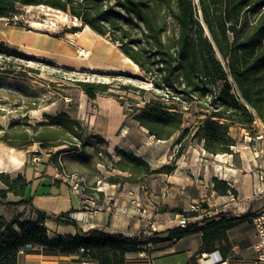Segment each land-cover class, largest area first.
<instances>
[{
  "label": "trees",
  "instance_id": "16d2710c",
  "mask_svg": "<svg viewBox=\"0 0 264 264\" xmlns=\"http://www.w3.org/2000/svg\"><path fill=\"white\" fill-rule=\"evenodd\" d=\"M37 5L64 11L116 43L152 86L165 93L164 96L154 92L152 97L142 99L143 104L132 110L131 117L155 139H169L177 133L172 141L178 145L175 156L188 134L178 105L168 103L175 98L187 102L200 100L191 137L202 140L205 151L212 154L231 152L235 143L229 133L231 125L250 132L254 120L264 123V0H198L200 16L193 0H0V17H10L17 6ZM5 47L0 43L1 52ZM75 84L92 100L99 93L107 92L111 82L76 80ZM119 87L144 91L132 84ZM22 120L26 116L11 119L7 128H2L0 143L25 150L29 159L45 152V163H52L56 168L60 153L69 148L52 149L67 144V135L83 141L91 137L90 134L83 136L81 122L65 112L44 113L42 120L28 124L30 130L20 128ZM33 143L40 150H29ZM114 151L117 159L112 160V168L128 175L110 177L111 182L136 183L147 175L169 174L175 169L173 162L152 167L142 156L122 147H115ZM0 181L6 186L0 189L2 198L7 191L23 196L30 182L24 174L10 176L3 172ZM212 182L218 194H235L225 180L213 177ZM31 201L29 196L5 203L16 205ZM201 209L205 210L206 206L202 204ZM33 210L35 218L15 216L6 220L0 215V264H18L20 253L32 250L78 254L87 264H128V253L165 249L196 232L201 233L202 239L196 253H210L220 248L217 244L221 241L226 242V231L236 222L221 211L204 215L201 211L173 209L172 212L184 216L201 214L202 217L188 220L183 226L173 224L151 233L126 235L89 228L49 236L44 225L46 220L71 225H75V220L69 212L51 215L38 208ZM27 244L31 247L26 248ZM150 245L161 246L149 248Z\"/></svg>",
  "mask_w": 264,
  "mask_h": 264
},
{
  "label": "rangeland",
  "instance_id": "374dc122",
  "mask_svg": "<svg viewBox=\"0 0 264 264\" xmlns=\"http://www.w3.org/2000/svg\"><path fill=\"white\" fill-rule=\"evenodd\" d=\"M193 2L200 16L198 0ZM3 18L7 25L35 30L45 35H40L42 37L37 41L34 39L31 41L42 50L9 45L0 41L6 46L5 51H0V132L2 128H7L11 119L26 116V120L21 121L20 128L30 130L28 124L42 120L44 113L65 112L81 122L83 136L90 134L91 137L83 141L67 135V144L52 149L69 148L59 155L58 176L66 181L71 179V184L77 183L78 188L83 184L82 187L88 190V186L95 185L98 179L110 181V177L128 175L112 168V160L117 159V155L111 144L106 141V137L113 143L119 133L124 132L133 143H139V127L135 130L130 125L132 110L136 106H141L142 99L152 97L154 92H160L159 94L164 96L165 93L153 87L139 68L125 59L116 43L82 25L79 20L64 11L42 5L17 6L10 17ZM76 31L80 32V37L75 36ZM20 36L17 34L15 39ZM22 40L27 43L30 38L24 35ZM77 44L90 50L87 58L76 57ZM70 54L72 56H69ZM216 55L224 63L221 56L218 53ZM76 80L111 82V85L107 92L99 93L95 99L90 100L75 84ZM122 84H132L144 91L122 89L119 87ZM199 102L198 99L187 102L183 98H175L174 101L168 102L177 104L183 114L185 119L183 128L188 127L185 143L200 140L198 137H191L198 120ZM120 113L121 116L126 115V120L119 122L118 118L117 123H114ZM108 122L112 125L104 129ZM55 127L57 125L52 128ZM130 133H133L134 137H130ZM176 134L172 136L173 139ZM14 140L18 142L19 139ZM142 141L141 145L153 149L151 150L153 154L147 155L146 160L152 161V167H158L159 165H155L163 161L167 150L165 143L160 145L161 143L153 136ZM174 145L175 148L169 149L172 157H175L178 147L177 144H172ZM29 150L40 149L37 143H33ZM30 160L37 163H29L25 169V176L30 180L25 189L26 197L32 196L38 207L48 211H65L74 205L76 199L69 194L67 184L61 183L58 186L51 182L50 175L55 167L52 163H45L47 160L45 152ZM119 182L134 185L139 203L136 208L140 214L132 215V220L126 222H140L136 234L153 232L148 222L155 221L153 219L155 206L150 198L152 199V195L155 194L158 197L161 195L159 188L164 185L163 176L155 173L139 179L136 183L126 180ZM115 199L110 201L111 208L119 203V200ZM163 207L162 204L158 206L160 216H169ZM160 246L150 245L149 248ZM175 256L177 255H164L157 257V260L163 264H174L177 260Z\"/></svg>",
  "mask_w": 264,
  "mask_h": 264
},
{
  "label": "crops",
  "instance_id": "0c3cea01",
  "mask_svg": "<svg viewBox=\"0 0 264 264\" xmlns=\"http://www.w3.org/2000/svg\"><path fill=\"white\" fill-rule=\"evenodd\" d=\"M3 19L5 18L0 17L1 42L42 50L39 46L33 45L31 41L32 39L36 41L41 39L42 36L40 35H45L44 33L7 25ZM17 34L21 36L15 39ZM24 35L30 38L27 43L23 41L24 39L22 40ZM118 118L119 122L126 120V115L121 116L120 113L114 123H117ZM110 125L112 124L108 122L103 128L106 129L107 126L110 128ZM130 125L135 130L139 127V143H133L124 132L119 133L113 143L109 137L106 135L104 137L112 148L122 147L146 159L147 155L153 154L151 152L153 149L141 145V142L150 136L146 129L133 118H130ZM229 133L235 139L234 145L231 146V152L216 154L205 151L202 140H190L183 145L177 156L172 157L170 150L176 147L175 145L172 146L173 137L164 140L156 139L157 142L161 143L160 145L165 143L167 150L163 161L155 166L173 162L175 169L169 174L158 173V175L163 176L164 185L159 188L161 191L159 197L155 194L152 195V199L150 198L155 206L153 216L155 221L148 222L152 231H161L175 224L171 221L176 220L181 215L172 212L173 209H182L188 212L192 205L201 206L204 204L206 206V209L202 210L204 215L221 211L224 215L236 219L235 224L226 231V242L221 241L220 244H217L220 248L210 253H196L202 242L201 233L196 232L184 236L165 249L128 253L126 255L130 260L128 264H163L157 260V257L173 254L177 255L174 264H193V262L194 264H254L255 244L258 236L251 222V216L264 209V139H251L248 130L236 124L229 127ZM130 137H134L133 133H130ZM32 160L28 158L25 150L0 143V173H7L10 176L25 175L28 164L37 163L31 162ZM148 162L150 165L153 164L152 161ZM57 170L58 168L55 167L54 172L50 175L51 182L58 186L61 183H66L69 194H72L76 199L75 204L71 205L68 210L48 211L38 207L33 199L28 203L7 204L5 202H16L26 198L25 193L21 196L7 191L4 198L0 197V201L4 202L0 204V215L6 220L15 216L35 218L36 214L33 207L51 215L69 212V216L75 220V225L59 224L52 220H46L44 225L49 236L73 234L76 231H85L89 228H100L108 232H122L126 235L136 234L140 222H126V220H132V215L140 214L136 208L139 203L134 185H130L132 183L120 184L119 181L111 182L98 179L95 185L88 186V190L82 187L83 184L79 188L77 186L73 188L71 179L68 181L64 178L61 179ZM213 177L225 180L235 190V194L222 195L214 191L212 188ZM55 179L59 181L55 182ZM0 189H6L1 181ZM113 199L119 200V203L111 208L109 204ZM160 204L164 206L165 211H168L169 216H160L157 210ZM201 217L202 215L199 214L196 217L191 216L189 220H196ZM18 264L84 263L78 254L59 255L32 250L20 253ZM88 264L97 263L90 262Z\"/></svg>",
  "mask_w": 264,
  "mask_h": 264
},
{
  "label": "built area",
  "instance_id": "2783aa9c",
  "mask_svg": "<svg viewBox=\"0 0 264 264\" xmlns=\"http://www.w3.org/2000/svg\"><path fill=\"white\" fill-rule=\"evenodd\" d=\"M248 134L251 139L254 140H263L264 139V123L258 120H254L251 125V131H248ZM77 183L72 185L73 188H76ZM189 211H201V206L194 204L190 207ZM191 216L180 215L176 219V224L183 226L186 224V221L189 220ZM251 222L256 230L258 240L255 244V258L253 260L254 264H264V209L257 211L252 217ZM84 264H87L86 260H83Z\"/></svg>",
  "mask_w": 264,
  "mask_h": 264
},
{
  "label": "bare ground",
  "instance_id": "6f19581e",
  "mask_svg": "<svg viewBox=\"0 0 264 264\" xmlns=\"http://www.w3.org/2000/svg\"><path fill=\"white\" fill-rule=\"evenodd\" d=\"M79 31H76V33H74L75 34V36H77V37H80L79 36ZM73 45V44H72ZM73 46H75V44L73 45ZM77 48H76V51H75V53H76V57L77 58H79V59H85V58H87L89 55H90V50L88 49V48H86V47H84V46H82V45H79V44H77V46H76ZM69 56H72L71 54L69 55ZM125 57V59L129 62V63H131V64H133L134 66H136L128 57H126V56H124ZM137 67V66H136Z\"/></svg>",
  "mask_w": 264,
  "mask_h": 264
},
{
  "label": "water",
  "instance_id": "95a60500",
  "mask_svg": "<svg viewBox=\"0 0 264 264\" xmlns=\"http://www.w3.org/2000/svg\"><path fill=\"white\" fill-rule=\"evenodd\" d=\"M30 247H31V245H30V244H27V245H26V248H30Z\"/></svg>",
  "mask_w": 264,
  "mask_h": 264
}]
</instances>
